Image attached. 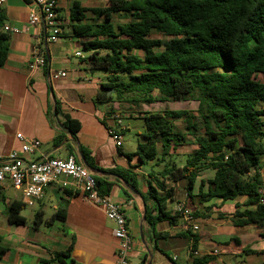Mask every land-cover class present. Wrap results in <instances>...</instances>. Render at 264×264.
<instances>
[{
	"label": "trees",
	"instance_id": "16d2710c",
	"mask_svg": "<svg viewBox=\"0 0 264 264\" xmlns=\"http://www.w3.org/2000/svg\"><path fill=\"white\" fill-rule=\"evenodd\" d=\"M108 2V6L90 8L74 0L70 16L74 35L86 39L83 48L91 52L84 59L87 68L107 73L97 101L139 104L195 100L198 104L197 114L184 108H166L141 117L144 142H139L129 156H137L141 164L165 162L162 169L153 168L147 180L146 199L153 200L157 210L152 215L147 209L149 224L154 227L160 220L178 223L180 215L168 209L173 193L166 182L188 178V195L202 205L194 210L196 217H210L213 205L204 204L212 199L225 202L247 195L250 207L235 212V225L264 227L262 180L258 174L248 175L260 167L264 156V81L258 78V74H264V0ZM87 11L95 16L90 23L84 22ZM115 13L128 14L130 20L117 23ZM6 21V11L0 6V67L6 62L10 45L11 34L4 30ZM152 32L162 37H151ZM177 120L185 123V131L177 129ZM64 126L76 136L80 123L66 115ZM186 135L194 137L197 147L179 164L172 151L183 145ZM81 152L90 159L83 147ZM205 169H212L214 175L207 181V190L203 189V181L199 193L194 195L195 180ZM110 170L136 187L137 173ZM96 180L100 193L109 195L112 183ZM24 206L19 201L9 204L10 223H26L21 214ZM65 216L62 206L51 218L59 220ZM42 221L43 213L37 212L35 224ZM182 234L192 241L193 264L215 260L214 255H194L202 237L200 232L185 230ZM155 235L170 236L167 232ZM234 240L239 243L237 238ZM216 246L222 250V244ZM71 248L55 253V258L68 264ZM9 249L0 237V258ZM250 252L245 249L239 255Z\"/></svg>",
	"mask_w": 264,
	"mask_h": 264
},
{
	"label": "crops",
	"instance_id": "0c3cea01",
	"mask_svg": "<svg viewBox=\"0 0 264 264\" xmlns=\"http://www.w3.org/2000/svg\"><path fill=\"white\" fill-rule=\"evenodd\" d=\"M77 1L81 6L90 8L109 5L108 0ZM31 2L9 0L2 6L7 14L5 25L17 26L20 30L10 33L8 56L5 64L0 67V156L5 157L11 150L20 149V134L41 142L35 151L25 154L27 160L45 157L64 159L74 155L96 178L112 183L109 195L122 205L126 213L134 239L130 258L136 264H193L190 251L192 241L182 234L185 230L181 226V218L177 224L160 220L154 227L147 221V209L152 215L157 213L154 201L146 199L149 173L153 168L162 169L165 162L141 164L137 156H129L136 149H127L125 146L124 134L128 130L126 119L141 118L149 111L140 115L124 112V107L126 104L132 108L147 103L97 101L98 92L102 89L101 83L107 73L95 77L86 66L84 59L91 52L84 54L80 49L86 39L77 38L70 26L74 0H58L57 14L62 26L60 40L44 41L47 65L31 70L28 61L35 42L33 34L39 31V28L27 30ZM94 17L91 11H87L84 22L90 23ZM129 20L128 14H114L117 23ZM42 32L45 33V30L42 29ZM155 34L158 33L152 32L151 37H156ZM78 51L82 53L81 56L76 54ZM60 69L67 70L68 77L48 81V73ZM66 115L80 123L76 136L64 126ZM114 115H119L121 124L117 123ZM179 121L183 122L175 121L176 126ZM112 126L122 129L121 146L111 137L109 129ZM143 132L137 133V144L144 142ZM82 147L88 152L89 160L81 152ZM196 147L194 137L186 135L183 145L172 153L176 154V161L181 164L180 154L184 153L185 159ZM113 168L137 173L136 187L119 174L111 172ZM256 174L262 180L261 189H264V156L260 167L248 175ZM213 175L212 169L201 171L192 193H199L203 181V189L207 190V181ZM166 184L173 193V200L168 203L169 210L175 211L177 205L182 203L193 211L202 206L197 199L188 195V178L177 182L167 181ZM248 200L247 195H240L225 202L212 199L204 204L213 207L210 217L198 216V232L202 237L197 248L198 254L194 255H214L215 260L210 264H264V227L256 224L236 226L234 223L235 212L250 207ZM13 201L24 203L23 195L7 179L0 183V237L10 249L0 258V264H61L55 258V253L65 252L70 246L71 254L66 258L68 264H117L114 223L108 219L102 207L83 196L72 178L61 175L57 181L46 186L43 196L33 205L25 204L21 211L27 220L25 224L9 222L7 209ZM62 206L66 209L65 218L52 220L53 214ZM37 212L43 213V221L39 225L34 222ZM155 232H167L170 236L157 238ZM225 243L229 245L224 246ZM217 244H222V250L219 249V254L215 255L212 251L219 248ZM245 249L251 252L240 256Z\"/></svg>",
	"mask_w": 264,
	"mask_h": 264
},
{
	"label": "built area",
	"instance_id": "2783aa9c",
	"mask_svg": "<svg viewBox=\"0 0 264 264\" xmlns=\"http://www.w3.org/2000/svg\"><path fill=\"white\" fill-rule=\"evenodd\" d=\"M9 0H0V6L5 5ZM28 18L27 30L39 28L33 34L35 39L28 67L31 70L43 68L47 65V58L43 48L44 41L57 42L60 40L62 26L58 20L57 8L58 0H32ZM45 30V33L42 32ZM4 30L9 33H16L20 30L17 26L4 25ZM81 56L80 51L76 52ZM67 70H55L48 73V81L68 77ZM117 123L121 124L119 115H114ZM111 137L118 146L122 145L123 134L120 127L112 126L109 129ZM21 142L20 149L11 150L5 157L0 156V183L10 180L12 185L21 190L24 203L33 205L40 199L46 186L57 181L61 175L72 178L76 187L83 196L100 207H102L109 220L114 223L113 233L117 239V264H136L131 258L134 247V239L131 234L129 223L124 208L110 195L100 193L95 175L74 155L67 158L45 157L38 160H27L25 154L35 151L41 144L36 138H28L19 135ZM264 194V189L260 190ZM261 202H264L262 196ZM175 212L180 215L181 226L184 230L198 232L200 226L198 217L194 211L184 203L177 205ZM213 254H219L218 249H214ZM198 254L197 251L194 252Z\"/></svg>",
	"mask_w": 264,
	"mask_h": 264
},
{
	"label": "rangeland",
	"instance_id": "374dc122",
	"mask_svg": "<svg viewBox=\"0 0 264 264\" xmlns=\"http://www.w3.org/2000/svg\"><path fill=\"white\" fill-rule=\"evenodd\" d=\"M124 21H126V19H123ZM156 37H162V35L160 34H155ZM76 41V40H74ZM80 49L83 51L84 54L87 53V51H85L82 47H80ZM74 60H77V58L74 57ZM105 72L102 70H95L93 72V76L97 77V76H104ZM258 78L262 81H264V74H259ZM127 106L124 107V112H134V114L138 113L140 115L143 114V112L145 111H158L161 109H165V108H172V109H178V108H184V109H188L191 112H195L197 109V102L195 100H187V101H164V102H154V103H150V104H142L139 106H135V107H129L128 104H126ZM105 106V105H103ZM142 112V113H141ZM128 130H126L125 134H124V139H125V146L127 147V149H136V145H137V141H138V137L139 135L137 133H141L145 130L144 127V120L141 118H131V119H126L125 121ZM177 129L178 130H182L185 131V123L179 121L177 122ZM190 136V135H189ZM190 148V147H189ZM184 153L180 154V163H183V159H184Z\"/></svg>",
	"mask_w": 264,
	"mask_h": 264
},
{
	"label": "water",
	"instance_id": "95a60500",
	"mask_svg": "<svg viewBox=\"0 0 264 264\" xmlns=\"http://www.w3.org/2000/svg\"><path fill=\"white\" fill-rule=\"evenodd\" d=\"M101 88L103 89V86H101ZM112 92H113V88H110V89L108 90V93L111 94ZM82 159H83L84 163L87 164V162H86V160H85V158H84L83 156H82ZM87 168H88V167H87ZM141 236H142V239H144V238H143V234H142Z\"/></svg>",
	"mask_w": 264,
	"mask_h": 264
}]
</instances>
